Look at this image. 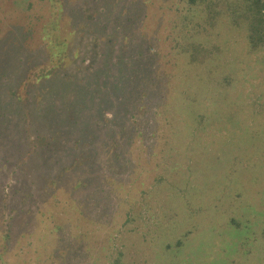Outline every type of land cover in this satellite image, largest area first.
Wrapping results in <instances>:
<instances>
[{"label": "rangeland", "instance_id": "obj_1", "mask_svg": "<svg viewBox=\"0 0 264 264\" xmlns=\"http://www.w3.org/2000/svg\"><path fill=\"white\" fill-rule=\"evenodd\" d=\"M252 22L240 0H0V264H264Z\"/></svg>", "mask_w": 264, "mask_h": 264}, {"label": "trees", "instance_id": "obj_2", "mask_svg": "<svg viewBox=\"0 0 264 264\" xmlns=\"http://www.w3.org/2000/svg\"><path fill=\"white\" fill-rule=\"evenodd\" d=\"M190 3H196V0H189ZM241 5H244L245 12L251 13L252 19V31L249 35L251 45L256 48L258 47V43L262 42V38H258L254 31H256L257 27H261V31L264 29V0H240ZM239 4L234 6V9H237ZM240 7V5H239ZM14 96L17 97L16 90L14 91ZM23 109V106H20Z\"/></svg>", "mask_w": 264, "mask_h": 264}]
</instances>
